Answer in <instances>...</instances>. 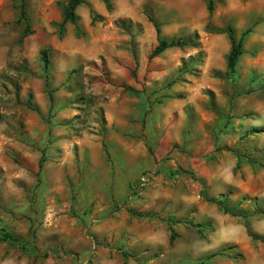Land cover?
<instances>
[{"label": "rangeland", "instance_id": "rangeland-1", "mask_svg": "<svg viewBox=\"0 0 264 264\" xmlns=\"http://www.w3.org/2000/svg\"><path fill=\"white\" fill-rule=\"evenodd\" d=\"M65 3L0 0V264H264V0Z\"/></svg>", "mask_w": 264, "mask_h": 264}, {"label": "trees", "instance_id": "trees-1", "mask_svg": "<svg viewBox=\"0 0 264 264\" xmlns=\"http://www.w3.org/2000/svg\"><path fill=\"white\" fill-rule=\"evenodd\" d=\"M101 1H103V3L106 4V0H101ZM202 1L205 3L206 11L208 13H210L212 10V0H202ZM82 3H83V0H66L65 5L61 9L62 21L63 22H69L71 24H75L76 17L74 15V10L77 6H79ZM147 19L149 22H151V24L154 28L155 34H156V44L151 49L149 55L147 56L148 60L158 56L159 54H161L166 49L181 46L180 39H178L177 41H173V40H166V39L160 38L158 36V33H159L158 24L155 23L150 16H147ZM225 33H226L228 41H229V51L227 52V54L225 56V71H226V74L229 76V78H232V76L235 73L236 61H237L238 57L242 54L241 43H240V39H238V40L235 39L233 30L231 27H226ZM247 33H248V31H244L241 34V36H244ZM27 34H28V26H27V24H25V31L23 33V37L26 36ZM39 56H40V61L42 63V68L44 69V71H46V68L48 66V58H47L46 50H41ZM40 166H41V161L38 163L39 168H40ZM220 198L207 199V200L215 203L223 213L228 214L230 212L229 214L233 215V213H231V211L227 208V200L225 198H223V199H220ZM128 212L131 215L136 216V217H143L144 218V217H151L152 216V215H149V214H146L143 212H136V211H132V210H128ZM234 215L242 217V218H246L248 216L247 213L243 212V211L236 212ZM167 222H170V220ZM168 225H169V223H168ZM169 231H170L169 241H172L174 238V233L172 232L171 228H169ZM0 240L6 241L9 243H21V240L19 238L14 237L13 235H11L10 233H8L6 231L2 232V234L0 236ZM33 252H34V249H33ZM121 254H122V256H128V254L124 253V252Z\"/></svg>", "mask_w": 264, "mask_h": 264}]
</instances>
